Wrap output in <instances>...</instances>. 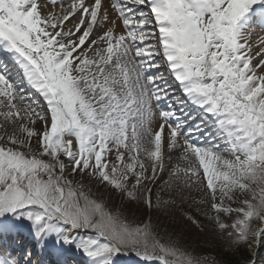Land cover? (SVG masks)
I'll use <instances>...</instances> for the list:
<instances>
[{
	"label": "snow or ice",
	"instance_id": "1",
	"mask_svg": "<svg viewBox=\"0 0 264 264\" xmlns=\"http://www.w3.org/2000/svg\"><path fill=\"white\" fill-rule=\"evenodd\" d=\"M254 18L264 0H0V264H210L176 212L264 238Z\"/></svg>",
	"mask_w": 264,
	"mask_h": 264
},
{
	"label": "rangeland",
	"instance_id": "2",
	"mask_svg": "<svg viewBox=\"0 0 264 264\" xmlns=\"http://www.w3.org/2000/svg\"><path fill=\"white\" fill-rule=\"evenodd\" d=\"M66 1V0H62ZM253 45V43H252ZM254 47V45H253ZM173 162H175V158H173ZM164 179H167V171L164 174ZM95 190V189H94ZM113 203H119V196H115L112 198ZM185 210L190 214H194L199 216V213L196 212L195 208H190L188 205H185ZM165 220V223L169 221L170 225L168 228L164 227V231L166 232H175L177 237L180 238L183 244L193 250L195 253H201L202 246H206V244L211 242L214 239L218 238L217 233L213 231L212 225L203 217H200L201 224L199 227L196 225H192L181 212H176L174 217L168 216L162 218ZM219 239V238H218ZM201 245V246H200ZM209 245V244H207ZM226 245V243H224ZM227 246V245H226ZM199 247V248H198ZM228 247V246H227ZM258 247V242L256 240H249L246 245H243L241 249H246L248 256L253 257L256 253V249ZM201 248V249H200ZM206 255H208L210 264H221L223 262V258L221 255H216L215 253H209L210 249H205L203 247ZM229 249H232L228 247ZM240 249V250H241ZM255 249V252H254ZM207 251V252H206ZM258 257V254L256 255ZM262 262L264 264V253L262 254Z\"/></svg>",
	"mask_w": 264,
	"mask_h": 264
},
{
	"label": "trees",
	"instance_id": "3",
	"mask_svg": "<svg viewBox=\"0 0 264 264\" xmlns=\"http://www.w3.org/2000/svg\"><path fill=\"white\" fill-rule=\"evenodd\" d=\"M161 223L164 225L165 228H168V226L170 225L169 221L165 223L164 219H161ZM224 243L225 242L221 239H214L210 243H207L209 245L206 244V246H202V249L200 248L201 253H197L206 255V253H204L205 250L203 248L205 247V249H210L209 253L213 252L216 255L222 256L223 262L221 264H247L249 256L245 248L237 251L235 248L229 249L226 245H224ZM206 256L208 257V255Z\"/></svg>",
	"mask_w": 264,
	"mask_h": 264
},
{
	"label": "bare ground",
	"instance_id": "4",
	"mask_svg": "<svg viewBox=\"0 0 264 264\" xmlns=\"http://www.w3.org/2000/svg\"><path fill=\"white\" fill-rule=\"evenodd\" d=\"M63 3H67V0L66 1H63ZM56 11H59V9H56ZM256 31H258V29H256ZM250 39H251V42L253 43L254 45V48L257 47V45L259 44L260 40L261 39H264V34H262V32H258V35H251L250 36ZM26 246L28 245L27 243L25 244ZM41 261L43 260L42 258L40 259ZM255 264V263H254Z\"/></svg>",
	"mask_w": 264,
	"mask_h": 264
}]
</instances>
